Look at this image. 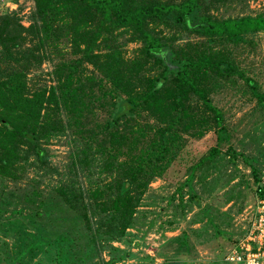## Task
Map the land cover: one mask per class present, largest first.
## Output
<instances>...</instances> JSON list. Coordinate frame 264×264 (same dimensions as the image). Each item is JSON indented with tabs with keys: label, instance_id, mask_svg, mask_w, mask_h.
Wrapping results in <instances>:
<instances>
[{
	"label": "trees",
	"instance_id": "16d2710c",
	"mask_svg": "<svg viewBox=\"0 0 264 264\" xmlns=\"http://www.w3.org/2000/svg\"><path fill=\"white\" fill-rule=\"evenodd\" d=\"M33 1L27 25L8 11L0 14V174L19 176L26 166L40 174L56 171L47 164L46 143L68 137L71 151L52 187L96 232L123 235L150 178L162 176L181 130L194 121L192 103L197 110L201 101L209 112L202 120L212 121L218 139L224 138L208 81L234 73L264 106V91L230 56L264 32V12L215 15L212 0ZM47 8L67 17L64 38L78 54L54 63L46 87L25 76L28 67L51 60L53 43L40 34ZM124 41L139 43L137 55L123 58ZM150 60L160 71L141 77L137 69ZM83 62L96 65L99 75Z\"/></svg>",
	"mask_w": 264,
	"mask_h": 264
},
{
	"label": "rangeland",
	"instance_id": "374dc122",
	"mask_svg": "<svg viewBox=\"0 0 264 264\" xmlns=\"http://www.w3.org/2000/svg\"><path fill=\"white\" fill-rule=\"evenodd\" d=\"M209 10L222 16L264 12V0H212ZM7 11L27 25L34 1L0 0V14ZM61 14L59 8L44 11L40 34L53 43L51 60L27 68L29 84L47 87L54 63L78 54L64 38L69 33ZM161 32L168 33L165 28ZM138 44L124 41L123 58L137 55ZM230 56L264 91V32L233 48ZM82 65L95 67L93 74L99 75L96 65ZM160 68L158 61H146L137 74L153 77ZM208 85L207 96L222 113L224 138L218 139L212 121L202 120L209 112L201 101L197 110L192 103L188 109L194 121L181 130L179 148L162 176L150 178L121 237L88 228L81 210L52 187L71 151L68 137H51L46 143L47 164L56 171L40 174L26 166L19 176L0 174V264H235L223 255L245 234L260 201L257 186L264 187V106L234 73L219 75Z\"/></svg>",
	"mask_w": 264,
	"mask_h": 264
},
{
	"label": "built area",
	"instance_id": "2783aa9c",
	"mask_svg": "<svg viewBox=\"0 0 264 264\" xmlns=\"http://www.w3.org/2000/svg\"><path fill=\"white\" fill-rule=\"evenodd\" d=\"M258 197L260 198V201L256 204L257 207L255 213L252 217H250V219H248V227L245 234H243L240 238H237L231 248V251H228L225 255H223L224 261L235 264H263L264 187L260 190Z\"/></svg>",
	"mask_w": 264,
	"mask_h": 264
}]
</instances>
